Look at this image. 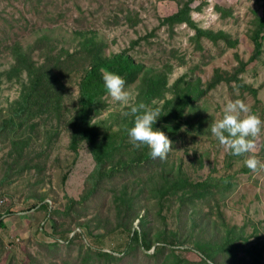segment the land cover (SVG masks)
<instances>
[{
  "label": "trees",
  "instance_id": "16d2710c",
  "mask_svg": "<svg viewBox=\"0 0 264 264\" xmlns=\"http://www.w3.org/2000/svg\"><path fill=\"white\" fill-rule=\"evenodd\" d=\"M195 1L177 0V11L160 18L161 25L173 29L186 24L195 30L196 41H226L229 48H237L239 41L224 30L198 25L192 17ZM217 9L227 12L222 6ZM125 19L134 20L131 14ZM74 34L79 42L74 50L57 47L48 36L30 48L21 43L7 46L13 62L0 69V93L6 85L21 87L17 98L0 106V197L14 177H35L37 189L25 197L26 205L18 212H44L46 223L34 236L36 254L27 249L29 240L18 251L15 241L4 238L5 217L17 211L13 206L4 208L5 200L0 203V264H264L261 224H231L222 212L221 202L234 185V173L203 176L196 173L203 158L187 166L178 153L188 152L194 135H212L215 117L197 103L207 93L227 83L256 97L257 91L241 74L263 52L264 2L251 36V59L241 61L236 72L216 69L205 84L200 77L187 80V76L171 84L170 62L150 67L137 62L128 50L109 54V43L92 30ZM101 68L120 75L125 88L139 83L133 103L105 118L100 116L109 108L110 96ZM141 103L160 110L153 128L172 141L164 159L153 158L147 146L136 148L129 139L127 129L134 116L125 113ZM64 132L70 135L69 149L78 155L86 146L96 166L81 195H66L60 203L39 186ZM231 166L229 162L225 170ZM68 179L69 174L64 175L65 183Z\"/></svg>",
  "mask_w": 264,
  "mask_h": 264
},
{
  "label": "rangeland",
  "instance_id": "374dc122",
  "mask_svg": "<svg viewBox=\"0 0 264 264\" xmlns=\"http://www.w3.org/2000/svg\"><path fill=\"white\" fill-rule=\"evenodd\" d=\"M263 2L264 0H197L193 3L192 7L196 11L192 12V17L199 26L215 32L224 30L233 40L239 41L237 48H229L226 41L215 43L208 38L196 41L195 30L186 24L173 29L161 25L160 18L177 11V0H0V69L7 68L13 62L12 51L7 46L21 43L30 48L40 38L48 36L57 47L74 50L79 45L74 33L92 30L98 38L109 43V54L128 50L137 62L150 67H161L170 62L174 67L170 76L171 84L182 76H187V80L200 77L205 84L216 69L236 72L241 67V61L248 62L251 59V36L256 27L257 16L262 15ZM201 6L203 9L198 10ZM217 6L227 8L226 14L218 11ZM128 14L134 18L133 21L125 19ZM137 40L139 43L134 46ZM241 77L257 91L256 97L247 90L235 87V84L232 88L223 83L207 93L197 102L198 105L205 107V112L214 115L216 121L222 118L224 105L241 100L264 120V48L259 60L250 63ZM20 87V84L10 87L6 85L0 93V106L4 108L10 100L17 98ZM125 90L129 93V101L125 104L109 97L110 106L100 117L109 116L111 111L121 113L126 106L132 104L139 91L138 81ZM77 92L76 87L75 93ZM116 128L119 129V126ZM69 136L68 132L63 133L54 152L52 166L39 186L43 191L51 192L60 203L65 202L66 195L75 198L81 195L85 179L96 166L86 146L80 148L78 155L69 149ZM194 136L195 139L187 144L190 147L188 152L178 151L187 166L193 165L192 162L199 157L203 158V167L196 173L203 176L210 172L215 176L234 173V185L225 192L221 202L222 212L231 224L243 226L245 223H260L261 233L264 234V170L253 173L245 166L244 156L234 157L231 152L218 145L212 135ZM206 153L209 158L204 156ZM249 154L256 155L264 162V130L254 141L250 153L245 155ZM229 162L232 166L225 170ZM244 168L248 170H243ZM66 174H69V179L65 183L63 177ZM27 175L29 174L14 177L12 182L3 187L4 194L0 197V200H5L3 207L13 206L17 211L15 215L5 217L8 232L4 238L9 237L15 241L18 251L29 240L27 249L36 254L35 237L39 226L46 220V213L18 212L26 205L25 197L37 189L34 185L36 178ZM1 176L2 169L0 179ZM51 201L53 204L54 200ZM136 227H139L138 222ZM248 232H252L251 226Z\"/></svg>",
  "mask_w": 264,
  "mask_h": 264
},
{
  "label": "clouds",
  "instance_id": "9594fccd",
  "mask_svg": "<svg viewBox=\"0 0 264 264\" xmlns=\"http://www.w3.org/2000/svg\"><path fill=\"white\" fill-rule=\"evenodd\" d=\"M100 72L108 95L114 101L126 104L129 93L125 90V80L105 68H101ZM222 111V118L210 125L212 136L225 151L244 156L245 166L253 173L264 170V162L256 155H245L250 153L254 141L264 130V120L241 100L228 102ZM129 114L134 116L133 126L127 129L134 147L147 146L153 158H166L172 148V141L163 131L153 128L160 114L159 108L153 109L141 103L133 106L130 113H125Z\"/></svg>",
  "mask_w": 264,
  "mask_h": 264
},
{
  "label": "built area",
  "instance_id": "2783aa9c",
  "mask_svg": "<svg viewBox=\"0 0 264 264\" xmlns=\"http://www.w3.org/2000/svg\"><path fill=\"white\" fill-rule=\"evenodd\" d=\"M4 200H0V203H2Z\"/></svg>",
  "mask_w": 264,
  "mask_h": 264
}]
</instances>
